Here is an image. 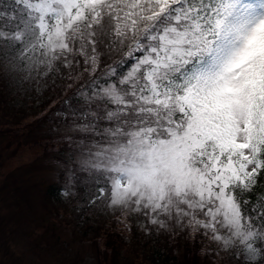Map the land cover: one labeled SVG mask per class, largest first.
I'll return each mask as SVG.
<instances>
[{"label":"snow or ice","instance_id":"1","mask_svg":"<svg viewBox=\"0 0 264 264\" xmlns=\"http://www.w3.org/2000/svg\"><path fill=\"white\" fill-rule=\"evenodd\" d=\"M5 61L81 81L66 185L264 264V0H0Z\"/></svg>","mask_w":264,"mask_h":264},{"label":"rangeland","instance_id":"2","mask_svg":"<svg viewBox=\"0 0 264 264\" xmlns=\"http://www.w3.org/2000/svg\"><path fill=\"white\" fill-rule=\"evenodd\" d=\"M0 70L5 77L4 80L8 82V92L17 94L22 91L24 95L29 96V86L32 85V94L42 97V100L54 99L52 105L43 112L44 118L36 117V121L35 118L28 120L34 122L27 130H33L31 134L29 131L24 136L23 142H38L40 137H49L54 138L49 145H55L52 152L48 150L49 147H46L48 151H44L38 149L37 145L19 149L16 158L7 160L14 149L13 147L4 149L7 136H3L0 130V264H99L97 256L99 251L104 250V245H99L97 240H84L80 233L76 232L75 227L80 214L74 206L80 209L85 207L81 202L74 203V206L70 204V199L67 198H71V191H74L76 185L74 187L66 185L63 169L65 159L56 160L58 155L66 158L68 151L67 148H62L66 144L62 140L61 128L57 126L68 110L63 98L66 96L69 103L74 102L71 99L72 95L67 96L69 89L67 77L57 71L50 79H41L36 84L22 80L19 75L10 71L7 62L0 64ZM15 111L9 103L6 114L13 115ZM2 122H5L3 118L0 120V123ZM14 168L17 169L12 171ZM49 185L60 187L59 200L62 204L58 202L54 206L50 202L52 200L47 201L45 191ZM65 189L68 190L67 194ZM97 206L99 208L93 212V215L98 219L100 228L103 224L114 222L111 217L122 210L118 206L109 207L107 200L104 199L98 201ZM131 217H134L131 231L134 238L132 240L125 238L130 242L128 250L138 251L142 255H148L143 252L144 244L147 243L148 246L157 244L161 247V243L165 244L168 236L176 230L192 236L198 232L188 225L187 220L181 225L168 221L167 227L162 229L149 223L144 215L140 218L139 213L132 212ZM66 222L71 225H66ZM124 234L129 236L130 232L127 230ZM156 238L162 241L158 242ZM172 238L179 244L182 236ZM198 238L203 247L202 258L208 256L213 264L245 263L243 255L237 258L224 253L223 247L221 249L202 233ZM229 251L232 253V250ZM257 261L260 259L255 262ZM109 262L112 264V259Z\"/></svg>","mask_w":264,"mask_h":264},{"label":"trees","instance_id":"3","mask_svg":"<svg viewBox=\"0 0 264 264\" xmlns=\"http://www.w3.org/2000/svg\"><path fill=\"white\" fill-rule=\"evenodd\" d=\"M4 75L1 74L0 70V120L3 118L5 122L0 123V130L3 136H7L4 141V149L9 148L14 149L13 154L9 155L7 160H11L13 157L16 158V153L19 149H25L26 147H33L37 145L40 150L48 151L53 150L54 144L49 145L54 138L40 137L38 142L27 141L23 142V138L29 133L31 123L28 122L33 116H38V114L46 111V109L51 106L53 100H42L35 95L26 96L21 91L17 94H12L8 92L7 84L4 80ZM11 104L15 108V114L7 115L8 104ZM36 107V111L35 110ZM33 128V126H32ZM33 130V129H32ZM30 131V134L32 133ZM46 147H49L47 150ZM64 148V147H62ZM61 148V149H62ZM58 153V152H56ZM61 158V155L56 156V159ZM19 166H17L18 168ZM17 168L12 169V171ZM59 186L49 185L46 191L47 201L49 197H53L54 200L50 201L54 206L55 203L62 204L59 200ZM76 192L71 193L70 201L72 205L76 202H83L86 197L82 194L79 186H76ZM87 208V207H86ZM80 219L75 229L76 232L80 233V236L84 240H97L98 244L104 245V250L99 251L97 260L99 264H110L109 261L112 259V264H213L211 259L206 256L202 258V247L199 241H191L182 236L179 244L176 240L166 239L164 246L159 247L157 244L153 246H148L144 244L143 252L148 253V255H142L138 251L128 250L130 242H128L123 234L119 231L114 224L107 225L103 224L100 228L98 219L92 216H84V210L80 211ZM54 219V218H53ZM56 220V219H55ZM57 221V220H56ZM96 223V224H95ZM66 225H71L66 222ZM101 236L99 237V235ZM159 240L158 242H161Z\"/></svg>","mask_w":264,"mask_h":264}]
</instances>
